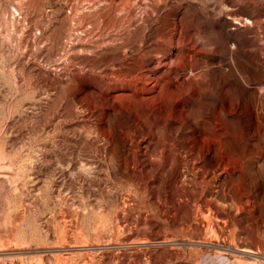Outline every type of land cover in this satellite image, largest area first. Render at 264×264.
Here are the masks:
<instances>
[{"label":"rangeland","instance_id":"obj_1","mask_svg":"<svg viewBox=\"0 0 264 264\" xmlns=\"http://www.w3.org/2000/svg\"><path fill=\"white\" fill-rule=\"evenodd\" d=\"M225 253L264 264V0H0V264Z\"/></svg>","mask_w":264,"mask_h":264},{"label":"bare ground","instance_id":"obj_2","mask_svg":"<svg viewBox=\"0 0 264 264\" xmlns=\"http://www.w3.org/2000/svg\"><path fill=\"white\" fill-rule=\"evenodd\" d=\"M207 185V184H206ZM229 201V200H228ZM235 202H237V201H235ZM214 203H215V201L212 199V198H207V199H205L204 201H203V207L204 208H209V209H211V207H213L214 206ZM232 205H234L233 207H237V209H235L236 211L238 210V211H241L242 210V208L240 207V205L238 204V203H233ZM222 208H223V206H222ZM230 208H232V207H230ZM203 209V208H202ZM221 210V209H220ZM210 211V210H209ZM218 212V211H217ZM240 213V212H239ZM242 213V212H241ZM234 214V213H233ZM202 215V214H201ZM231 215V214H230ZM236 216V215H235ZM228 217V216H227ZM231 217V216H230ZM231 220H232V217H231ZM234 220V219H233ZM208 231H210V232H212L213 231V228H208ZM242 251L243 252H250V250H248V249H242Z\"/></svg>","mask_w":264,"mask_h":264},{"label":"built area","instance_id":"obj_3","mask_svg":"<svg viewBox=\"0 0 264 264\" xmlns=\"http://www.w3.org/2000/svg\"><path fill=\"white\" fill-rule=\"evenodd\" d=\"M212 264H238L235 263L226 253L217 255V257L214 258Z\"/></svg>","mask_w":264,"mask_h":264}]
</instances>
